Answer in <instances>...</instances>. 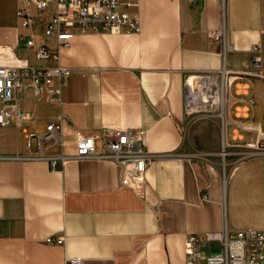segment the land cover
Segmentation results:
<instances>
[{"label": "crops", "instance_id": "obj_1", "mask_svg": "<svg viewBox=\"0 0 264 264\" xmlns=\"http://www.w3.org/2000/svg\"><path fill=\"white\" fill-rule=\"evenodd\" d=\"M124 1L134 4L121 9L138 16L140 33L73 32L60 50L61 65L71 70L61 103L33 100L28 91L18 106L32 121L0 130L14 138L20 132L23 141L4 151L9 135L0 134V264H185L187 236L264 230L263 160L247 155L264 137V0H226L220 39L209 37L221 25L218 0ZM21 6L0 0V47L30 66L52 65L36 49H55L53 37L36 33L32 48L21 40L28 34L16 14ZM205 78L220 84L219 112L189 127L186 93L210 97ZM204 104L199 111L211 107ZM59 114L67 118L66 154L72 130L96 136L97 153L105 152L103 128L139 131L150 158L140 193L123 186L122 169L110 159L73 158L51 171L17 158L26 154L24 131L43 133ZM221 152L226 176L213 165ZM49 236L63 243L47 244ZM218 250L217 243L204 247Z\"/></svg>", "mask_w": 264, "mask_h": 264}, {"label": "built area", "instance_id": "obj_2", "mask_svg": "<svg viewBox=\"0 0 264 264\" xmlns=\"http://www.w3.org/2000/svg\"><path fill=\"white\" fill-rule=\"evenodd\" d=\"M22 6L17 10L21 26L28 34L21 37L26 47L35 45L36 33L42 38L53 37L55 49H48L42 44L36 49V57L52 63L46 67L30 66L24 59L18 58L8 47H0V130L20 129L23 123L31 122L29 114L21 112L18 106L30 91L33 100L42 97L48 105H59L61 94L67 86L71 70L60 63V50L67 47L73 32L83 36L90 35H124L139 34L141 31L139 18L121 8L134 7L124 0H21ZM226 1V0H225ZM221 25L211 32V39L225 36L222 24L225 9L224 0H218ZM31 8L35 10L32 14ZM45 14L48 18L43 20ZM253 53L251 68L257 70L261 66V50L258 45L251 48ZM210 90L211 107H219L218 96L220 84L205 78ZM209 81V82H208ZM231 82L225 83V91L229 95ZM230 96V95H229ZM231 97V96H230ZM207 110H204L205 113ZM67 118L59 114L57 121L47 122L43 133L24 131L25 155L17 156L22 160L45 162L51 171L59 163L62 165L69 159L99 158L110 159L120 165L123 186L139 194L143 184V176L150 162L142 134L137 130L103 128L105 152L97 153L96 136L84 135L72 130L74 143L72 153L66 154L64 142V123ZM59 148L56 155L48 154L53 148ZM247 155L260 156L263 160L264 175V137L247 146ZM1 143H0V158ZM47 244L61 245L63 238L49 236ZM210 243L219 245L218 252L206 253L204 247ZM185 264H264V230H244L231 235L220 234L190 235L184 241ZM77 260H69L70 264Z\"/></svg>", "mask_w": 264, "mask_h": 264}, {"label": "rangeland", "instance_id": "obj_3", "mask_svg": "<svg viewBox=\"0 0 264 264\" xmlns=\"http://www.w3.org/2000/svg\"><path fill=\"white\" fill-rule=\"evenodd\" d=\"M28 55L31 56V52H29ZM190 85H191V81L188 80L186 82L187 89ZM217 86H218V84H217ZM210 90L213 91L214 87H211ZM187 98H188V95L186 93L185 106H186ZM22 108L25 110L31 109V108H26V105H22ZM199 112H203V111H199ZM218 112H219V107L211 108V109L207 110L205 113H198V112H191L190 113L189 111H187L188 118H189V127L195 126L196 124H200V122L208 120V119L211 120V115L216 116ZM0 134H2V133L0 132ZM15 134H17V138L12 137L11 134L10 135L8 134V132L7 133L3 132V134H2L3 137H6L4 135H9L6 138L2 139V147H3L4 151H12L15 148L16 144H18V143L22 145L23 141L21 140V133L17 132ZM222 154H224V153L221 152L220 155L213 160V165L218 170L219 175L226 176L229 172L230 166L227 163L226 159H224V156H222ZM203 155H205V156L210 155L211 156V154H203Z\"/></svg>", "mask_w": 264, "mask_h": 264}, {"label": "bare ground", "instance_id": "obj_4", "mask_svg": "<svg viewBox=\"0 0 264 264\" xmlns=\"http://www.w3.org/2000/svg\"><path fill=\"white\" fill-rule=\"evenodd\" d=\"M224 2L226 1L224 0ZM189 91H190V94H189V98H187L186 110L189 111L190 113L199 111L198 107L201 105V107L203 108L205 105L204 103H206V106H209L211 104L210 97L208 96L201 97L199 90L193 91L189 89ZM218 98H221V96L220 97L218 96ZM221 101H222V98H221Z\"/></svg>", "mask_w": 264, "mask_h": 264}]
</instances>
